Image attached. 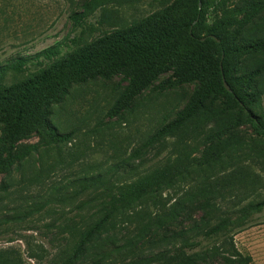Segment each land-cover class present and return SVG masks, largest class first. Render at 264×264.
Returning <instances> with one entry per match:
<instances>
[{
  "label": "trees",
  "instance_id": "obj_1",
  "mask_svg": "<svg viewBox=\"0 0 264 264\" xmlns=\"http://www.w3.org/2000/svg\"><path fill=\"white\" fill-rule=\"evenodd\" d=\"M85 15L72 12L70 18L80 24ZM259 19L264 22V0H172L137 23L89 42L66 38L0 64V175L9 174L24 157L18 151L23 138L44 132L53 142L68 140L69 133L52 126L51 106L73 84L96 76L123 74L126 83L112 109L115 114L129 110L148 88L194 85L173 119L158 127L131 158L185 128L208 103L237 113L232 122L206 134L203 144L211 150L243 124L264 137L263 89L258 84L264 75V26L259 33H247ZM258 54L263 58L245 66L246 58ZM29 62L37 68L28 71ZM24 72L23 79L6 81L7 75ZM187 155L182 151L158 161L131 181L115 183L101 174L80 180L81 189L90 190L82 201L88 213L69 218L63 229L69 239L63 237L45 264H247L230 233L264 209V197L249 200L232 218L216 201L218 193L204 195L206 187L193 184ZM167 189L174 193H164ZM48 203L33 200L9 219L23 221ZM28 254L40 259L37 251ZM0 264L28 263L13 250H0Z\"/></svg>",
  "mask_w": 264,
  "mask_h": 264
},
{
  "label": "rangeland",
  "instance_id": "obj_2",
  "mask_svg": "<svg viewBox=\"0 0 264 264\" xmlns=\"http://www.w3.org/2000/svg\"><path fill=\"white\" fill-rule=\"evenodd\" d=\"M171 1L0 0V64L31 56L66 38L89 42L137 23ZM72 12L86 14L80 24H74ZM263 26L259 19L247 33H259L256 30ZM261 58L260 54L248 57L244 64L251 68ZM28 68L33 71L37 66L29 62ZM27 73L9 74L6 81L21 80ZM125 83L123 74H117L111 79L96 76L73 84L52 104L50 114L52 126L57 132L69 133L68 140L56 143L41 132L19 142L18 151L24 157L9 174L0 175V250H13L28 264H45L63 244V237H68L63 229L69 218L78 220L88 213L89 206L82 201L90 190L81 189L80 180L101 174L115 183L131 181L156 162L182 151L192 164L193 184L204 185L208 191L204 195L218 193L216 201L232 218L249 200L264 197V137L255 136L251 127L243 124L212 150L203 144L211 129L236 117L235 110L224 112L218 103H208L185 128L131 158L158 127L173 119L194 85L148 88L134 99L129 110L115 114L112 109ZM258 84L263 89L264 110V75ZM127 161L132 165L127 166ZM164 193L174 192L167 189ZM33 200L49 203L23 221L9 219L28 209L27 203ZM230 235L235 251L248 258L247 264H264V209L250 214ZM30 251H37L40 259L30 258Z\"/></svg>",
  "mask_w": 264,
  "mask_h": 264
},
{
  "label": "water",
  "instance_id": "obj_3",
  "mask_svg": "<svg viewBox=\"0 0 264 264\" xmlns=\"http://www.w3.org/2000/svg\"><path fill=\"white\" fill-rule=\"evenodd\" d=\"M200 1H199V6H200ZM223 83H224V86H225V88L228 90V91H230V86L228 85V83L226 82V80L225 79H223Z\"/></svg>",
  "mask_w": 264,
  "mask_h": 264
}]
</instances>
